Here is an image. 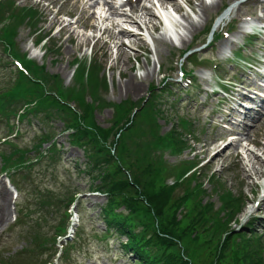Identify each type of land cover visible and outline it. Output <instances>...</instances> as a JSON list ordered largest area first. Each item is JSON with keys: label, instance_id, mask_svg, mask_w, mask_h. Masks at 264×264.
<instances>
[{"label": "rangeland", "instance_id": "1", "mask_svg": "<svg viewBox=\"0 0 264 264\" xmlns=\"http://www.w3.org/2000/svg\"><path fill=\"white\" fill-rule=\"evenodd\" d=\"M117 2L118 0H17L20 7L26 5L35 7L38 16L33 25L25 21L22 22L16 28V35L11 40L13 42V39L17 37L18 50L40 63L47 74L58 75L64 85L69 84L71 80L73 60H80L86 55L89 58L95 54L98 63L102 68L104 67L103 70L98 71V75L103 71L108 83L102 99H109L112 102L127 99L131 102L134 101L137 106H142L145 100L143 98L148 95L150 85L160 86L162 83V73L171 77L176 73V64L174 63L176 52L189 45L193 29L198 30L202 25L205 15L201 11V4L205 2L202 0H141L138 5L130 8L119 7ZM234 2L235 0H231L229 4ZM214 8L212 7L209 12ZM248 8L253 10L254 6L240 5L238 8H232L231 13L233 9H236L238 15L247 14ZM161 14L166 16L169 23L171 22L175 34L178 35L175 44L173 43L174 38L172 39L169 33L164 32L165 28L158 17ZM123 27L145 30L148 33L143 36L149 42L152 41L149 44V52L146 48L148 54L138 50L142 46L145 47L142 37L122 32ZM102 30L103 34L98 37ZM34 31L40 32L38 38L43 36L37 45L33 43L37 40V33ZM171 33L173 34L172 31ZM237 42H241V40L239 39ZM175 45L176 48H173ZM257 45L260 46L258 43ZM46 47H49V51L43 53ZM227 47L232 49V53L241 50L235 45ZM250 48L253 49L252 53H257V58L264 55V47L258 51H256V45H250ZM201 54L206 55V52H201ZM227 55L229 56L226 57ZM225 57L227 58L225 61L221 60V63L224 64L223 67H218L221 70L220 75L223 78L228 75L230 79L239 81L243 74L242 62L228 51H226ZM14 68L10 56L0 53V90L1 88L5 89V85L14 77ZM35 71V74L38 75V70ZM245 73L241 81L243 86L251 89L256 87L257 76L255 74L252 76L248 71ZM129 83L135 84L137 90L134 92L131 89L126 90L125 86ZM172 89L167 87L165 91L156 90L155 93L159 96L157 104L169 114H179L184 117L187 115L194 122V127L197 130V140L189 141L190 147H187L182 157L201 159V162H207L204 172L215 173L217 179L222 183V189L229 190L235 198L237 197L239 210H244L259 190V181L264 177V115L259 123H254L249 117L257 118L264 113V108H260V113H257L255 109H244L240 102L248 106L251 103L244 99L247 98L246 95L244 97L237 95L235 96L236 100H232L229 106L225 104L219 109L215 106L214 98L211 101L207 100L211 108L214 109V112L210 113L202 108L201 101L204 94L196 96L193 90L180 92L182 89L179 86H174ZM239 89L247 92L244 88ZM196 97L199 99L198 102H195ZM86 99L90 100L89 97ZM94 112L95 120L100 126L106 128L111 125L113 111L109 107L104 105L100 110ZM33 123L40 126L35 120ZM61 124L59 122L54 124V121L49 122L51 130L56 126L61 127ZM155 125L160 132L166 131L173 124L172 121L156 117ZM32 127L34 126L29 125L27 121L25 124L19 123L20 134L14 142L21 147H29L33 140ZM5 132H7V127H0V136ZM55 139L63 146L60 161L44 158L39 163L34 162V166L28 168L29 170L24 169L21 173H16V177H11L15 186L20 189H18V196L15 199H13V194L17 192L15 186L3 173L0 174V189L4 188L10 196L7 220L0 225V259L11 264L10 261L13 259L19 261L21 258H17V255L25 251L27 243L25 230L31 226L19 228V226H15L14 218L19 206L26 207V204L30 202L29 208L34 209V205L38 204L37 200L31 199L34 190L41 189L48 193L44 196L48 203L41 207V211L32 213L26 218L39 214L38 220L32 225L31 230L37 231L35 227L39 225L40 231L50 235L53 234L54 226L63 216L64 194L67 189L74 185L84 189L88 185L81 197L84 200L79 203L83 213L79 216L74 215L73 226L74 231L75 226L82 225L84 233L76 241L77 243L71 246L67 264H134L136 254L132 250L121 249L115 237L106 241L93 235L94 232L100 235L101 231L105 230V223L100 217V206L105 202V196L86 191L89 186L98 183V179L90 178L93 171L96 170L88 169L82 149L68 144L66 133L59 134L57 137L55 135ZM153 142L154 139H152ZM47 145L45 144L44 147ZM220 149L222 151L216 153ZM9 150L10 147L7 144L0 145V152ZM28 155L33 157V152ZM51 157L57 158L56 153L51 154ZM178 158L167 155V159L171 162H176ZM255 169H259V172L255 173ZM204 187L208 194L211 193L210 182L206 183ZM213 194L214 198H212L216 199ZM208 198L209 196H204L203 200ZM15 203L19 205L16 208ZM257 214L264 221V212L257 211ZM241 219L243 223L244 218L241 217ZM256 222L259 223V221ZM258 225L259 232L262 233L264 222L262 225ZM46 246L48 250L42 254L41 260L49 258L53 261L54 249L51 243ZM67 247L68 245L64 248L62 261L69 249ZM22 260H20V264H23Z\"/></svg>", "mask_w": 264, "mask_h": 264}, {"label": "trees", "instance_id": "2", "mask_svg": "<svg viewBox=\"0 0 264 264\" xmlns=\"http://www.w3.org/2000/svg\"><path fill=\"white\" fill-rule=\"evenodd\" d=\"M11 16L14 25L24 21L33 25L38 11L17 8L14 0H0V22ZM73 62L77 68L72 83L65 88L57 76L42 75L41 85L18 71L10 93L1 99V111L8 116L15 112L11 105L22 102L27 105L25 111L42 114L43 120L59 119L64 130H72L70 140L85 149L98 169L93 176L98 183L92 188L107 195L101 209L107 229L127 236L122 246L133 250L140 264H264V234L249 227L230 232L221 240L222 233L236 221L239 201L222 189L215 173L204 172V166L195 168L200 160L182 159L164 165L155 156L159 147L176 155L190 147L191 124L184 126L178 121L164 136L159 135L155 122L156 117H164L163 110L152 94L142 106L130 100L112 105L111 125L100 126L94 111L111 105L101 98L108 84L103 71L98 75L104 67L96 56L89 62ZM54 150L55 146L49 148ZM18 165L13 162V166ZM167 178H172V183H167ZM205 179L212 186L211 193L217 195V207L210 196L203 200L209 195ZM120 206L124 210L118 211Z\"/></svg>", "mask_w": 264, "mask_h": 264}, {"label": "bare ground", "instance_id": "3", "mask_svg": "<svg viewBox=\"0 0 264 264\" xmlns=\"http://www.w3.org/2000/svg\"><path fill=\"white\" fill-rule=\"evenodd\" d=\"M201 8L203 12H207L208 9L212 8V5L201 4ZM230 9L231 8H229L227 11H230ZM166 21L168 22L167 18H166ZM125 88L126 90L131 89L133 92L137 90V86L132 83H129V85H126ZM222 149L218 150L216 153H220ZM258 172H259V169H255V173H258ZM8 200H9V193L4 188L0 189V225L7 220V217L9 214Z\"/></svg>", "mask_w": 264, "mask_h": 264}]
</instances>
